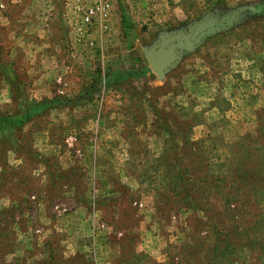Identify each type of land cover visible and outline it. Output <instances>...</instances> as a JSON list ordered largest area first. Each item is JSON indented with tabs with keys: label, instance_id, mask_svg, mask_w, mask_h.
<instances>
[{
	"label": "rangeland",
	"instance_id": "obj_1",
	"mask_svg": "<svg viewBox=\"0 0 264 264\" xmlns=\"http://www.w3.org/2000/svg\"><path fill=\"white\" fill-rule=\"evenodd\" d=\"M73 1L0 0V264H264V0Z\"/></svg>",
	"mask_w": 264,
	"mask_h": 264
},
{
	"label": "built area",
	"instance_id": "obj_2",
	"mask_svg": "<svg viewBox=\"0 0 264 264\" xmlns=\"http://www.w3.org/2000/svg\"><path fill=\"white\" fill-rule=\"evenodd\" d=\"M81 14V21L85 25L104 22L111 14V0H94L91 4H84L83 0L73 1Z\"/></svg>",
	"mask_w": 264,
	"mask_h": 264
}]
</instances>
